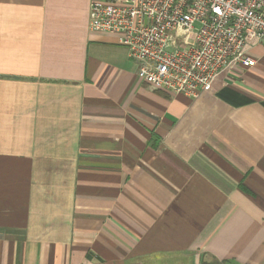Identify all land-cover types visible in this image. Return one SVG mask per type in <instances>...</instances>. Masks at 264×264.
Returning a JSON list of instances; mask_svg holds the SVG:
<instances>
[{
    "label": "crops",
    "instance_id": "crops-1",
    "mask_svg": "<svg viewBox=\"0 0 264 264\" xmlns=\"http://www.w3.org/2000/svg\"><path fill=\"white\" fill-rule=\"evenodd\" d=\"M89 1L0 0V264H264V39L175 94Z\"/></svg>",
    "mask_w": 264,
    "mask_h": 264
},
{
    "label": "built area",
    "instance_id": "built-area-1",
    "mask_svg": "<svg viewBox=\"0 0 264 264\" xmlns=\"http://www.w3.org/2000/svg\"><path fill=\"white\" fill-rule=\"evenodd\" d=\"M88 27L119 34L151 88L197 96L220 69L255 64L264 0H90Z\"/></svg>",
    "mask_w": 264,
    "mask_h": 264
},
{
    "label": "trees",
    "instance_id": "trees-1",
    "mask_svg": "<svg viewBox=\"0 0 264 264\" xmlns=\"http://www.w3.org/2000/svg\"><path fill=\"white\" fill-rule=\"evenodd\" d=\"M201 264H203V263H201Z\"/></svg>",
    "mask_w": 264,
    "mask_h": 264
}]
</instances>
